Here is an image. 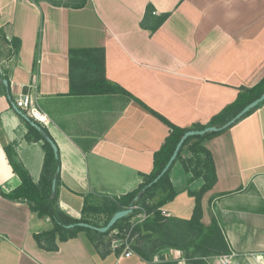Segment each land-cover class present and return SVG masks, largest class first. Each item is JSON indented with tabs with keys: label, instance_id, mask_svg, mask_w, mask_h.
I'll list each match as a JSON object with an SVG mask.
<instances>
[{
	"label": "crops",
	"instance_id": "crops-1",
	"mask_svg": "<svg viewBox=\"0 0 264 264\" xmlns=\"http://www.w3.org/2000/svg\"><path fill=\"white\" fill-rule=\"evenodd\" d=\"M0 0V264H258L264 262V105L204 141L217 179L201 197L200 222L218 225L223 242L191 256L163 247L149 262L122 255L129 226L102 239L80 230L58 248H41L34 234L52 229L25 200L7 193L20 184L4 146L35 183L43 141L28 138L14 101L32 94L57 146V208L71 218L137 188L153 168V155L169 127L122 93L70 92V48H103L105 78L181 127L206 124L264 77V0ZM71 3V5H69ZM68 4V5H67ZM153 13H145L147 6ZM169 16L154 30L155 16ZM19 40L14 52L13 41ZM6 79V78H5ZM175 195L161 207L172 221L189 220L204 180L179 161L169 169ZM91 217L92 214H86ZM124 222L123 224H125ZM149 230L144 233L147 234ZM130 241L136 236L130 234ZM92 238V239H91ZM143 240L140 241V245ZM148 247L146 246V249ZM231 256L227 263L224 256Z\"/></svg>",
	"mask_w": 264,
	"mask_h": 264
},
{
	"label": "trees",
	"instance_id": "trees-1",
	"mask_svg": "<svg viewBox=\"0 0 264 264\" xmlns=\"http://www.w3.org/2000/svg\"><path fill=\"white\" fill-rule=\"evenodd\" d=\"M85 1V0H84ZM84 1L72 4L74 7H81ZM68 5V4H67ZM71 5V3H69ZM153 13L151 6H147L145 18L147 15ZM169 13L155 16V22L149 29L154 31L167 17ZM14 52L19 49V40L13 41ZM69 56V79L70 92L73 94H101V93H122L127 95L130 99L135 100L150 113L155 115L169 127V133L165 137L162 145L153 155V168L149 174H145L143 182L135 189L107 200L101 205L85 206L83 211L86 214H105L104 225L111 215L117 210L127 208L132 204L133 210L130 214L124 216L115 222L105 232H99L91 228H85L75 225L73 228H66L65 225L77 223L80 221L88 222L95 226H101L100 223L92 220L88 215H83L80 218H71L61 212L56 206L57 185L59 183V155H55L50 144L45 140L41 131L27 123L29 128L28 138L34 141H43V149L45 152L44 161L42 165L41 177L37 183L33 181L29 173L21 166L14 158L12 149L4 146V150L8 157L12 170L18 175L20 184L13 190L1 194L11 200H25L29 209L36 212L39 217L47 215L53 222L52 229L42 231L34 234L37 244L47 250H56L58 245L56 239L65 241L68 238L74 237L78 231L85 230L87 233H93V237L102 239L107 236L113 229L119 228L124 230L130 225L129 220L132 216L137 214L140 209L135 208V205L142 207L149 216L143 222L135 224L132 227L130 234L136 236V241L131 242L132 249L144 260L151 261L154 253L163 247H175L185 249L188 253L189 247L193 249L189 252L191 256L203 253V247L210 243L223 242L221 232L215 221L208 228H204L200 222L202 209L201 197L209 190L217 179L215 166L211 152L204 146V141L210 139L219 133L227 130L233 124L251 114L255 109L264 105V100L258 103L255 107L250 109L241 118L236 120L232 125L216 132H207L204 135L190 136L182 144L175 160L179 161L186 172L192 173V178L202 177L204 183L198 191L191 192L195 196V207L192 216L189 220H175L166 218L160 210V207L174 195L169 182V170H167L162 177L151 186L146 187L141 196L134 200L139 191L145 187L164 167L169 157L171 156L174 147L180 137L185 131L189 129H203L206 126L217 125L220 126L232 118L239 110L246 104L257 98L264 92V77L252 86H242L239 88L236 99L229 105L225 106L218 114L214 115L206 124H194L190 127H181L173 124L164 116L148 107L143 101L136 98L125 89L115 83H111L105 78L104 70V50L103 48H70ZM2 78L7 77L0 73ZM0 89L3 93H8L9 85L5 86L0 80ZM43 131L48 135L45 127L41 126ZM50 136V135H49ZM173 165V164H172ZM56 176V192L53 197L51 193V181L53 176ZM126 222L125 224H123ZM177 227V231H173ZM149 230L147 234H141ZM92 239V238H91ZM130 239V236H129ZM143 240L142 245L140 241ZM146 246L148 247L146 249ZM165 264H174V262L167 261Z\"/></svg>",
	"mask_w": 264,
	"mask_h": 264
},
{
	"label": "water",
	"instance_id": "water-1",
	"mask_svg": "<svg viewBox=\"0 0 264 264\" xmlns=\"http://www.w3.org/2000/svg\"><path fill=\"white\" fill-rule=\"evenodd\" d=\"M0 80L2 81V83L4 85L8 84L7 79L2 78L0 76ZM10 102H11V106L13 107V109L20 114L31 126L35 127L37 130L41 131L45 140L50 144L54 154L57 156L58 155V150H57V146L55 144V142L53 141V139L45 132L43 131L41 125L31 119L29 116H27L26 114H24L19 108H17L14 104V101L11 99V97L9 96ZM264 100V92H262L257 98H255L254 100H252L251 102H249L248 104H246L241 110H239L232 118H230L228 121H226L224 124L217 126V125H210V126H206L203 129H189L187 131L184 132V134L180 137V139L178 140V142L176 143L174 150L171 154V156L169 157L168 161L166 162V164L164 165V167L161 169V171L157 174L156 177H154L145 187H143L139 193L135 196L134 200H137L141 194L143 193V191L146 189V187L151 186L153 183H156L161 177L162 175L171 168L183 142L190 136H198V135H204L207 132H216V131H220L230 125H232L236 120H238L239 118H241L244 114H246L250 109H252L253 107H255L258 103L262 102ZM56 192V176L54 175L51 181V193H50V197H53L55 195ZM133 210V206L132 204L130 206H128L127 208H123L120 210H117L116 212H114L111 217L108 219V221L101 226H95L93 224H90L88 222H77V223H71V224H67L65 225L66 228H73L75 225L77 226H81V227H85V228H91L94 230H97L99 232H105L107 231L110 227H112L116 221H118L119 219L123 218L124 216L130 214Z\"/></svg>",
	"mask_w": 264,
	"mask_h": 264
},
{
	"label": "built area",
	"instance_id": "built-area-1",
	"mask_svg": "<svg viewBox=\"0 0 264 264\" xmlns=\"http://www.w3.org/2000/svg\"><path fill=\"white\" fill-rule=\"evenodd\" d=\"M14 104L24 114H26L31 119H33V120H35L37 122H40L41 119L43 118L42 112H40L37 109V107H36L35 99H34L32 94H24V95L18 97L17 99L14 100ZM134 207L140 209V212L137 215V220L139 222L143 221L144 219H146L149 216V214H147L142 207H140L138 205H135ZM124 235H125L124 239L121 242V244L123 245L122 255L125 256V257H129L134 252L133 249H132V246H131V241L129 239L130 232L126 231V234H124ZM230 258H231V256H227L226 255V256H224L222 258V262L223 263H227V262L230 261ZM258 264H264V262L263 261H258Z\"/></svg>",
	"mask_w": 264,
	"mask_h": 264
},
{
	"label": "rangeland",
	"instance_id": "rangeland-1",
	"mask_svg": "<svg viewBox=\"0 0 264 264\" xmlns=\"http://www.w3.org/2000/svg\"><path fill=\"white\" fill-rule=\"evenodd\" d=\"M105 217H106V215L105 214H102V213L101 214H92L91 215L92 220L96 221L97 223H100L101 225L104 223ZM176 228L177 227H175V229H172V230L173 231H177ZM112 234H113V231H112Z\"/></svg>",
	"mask_w": 264,
	"mask_h": 264
}]
</instances>
